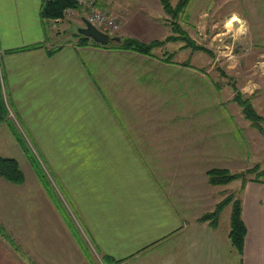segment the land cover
I'll use <instances>...</instances> for the list:
<instances>
[{"label": "crops", "instance_id": "obj_1", "mask_svg": "<svg viewBox=\"0 0 264 264\" xmlns=\"http://www.w3.org/2000/svg\"><path fill=\"white\" fill-rule=\"evenodd\" d=\"M42 4L0 0L6 121L24 125L99 250L116 264L144 257L147 264H264V176L241 180L242 253L221 219L218 227L199 220L220 201L222 191L208 181L205 161L215 159L212 152L219 148L214 132L190 133L189 121L236 125L242 113L231 99L234 94L224 100L218 81L217 88L207 85L206 71L190 70L188 58L178 59V53L167 61L158 52L151 56L79 45L76 34L54 42L51 20L40 13ZM140 5L156 16L143 19L133 14L136 9L118 7L121 36L152 41L172 33L160 0ZM243 19V92L264 118V0H244ZM165 46L170 52L190 49L183 42ZM133 121H148L149 131L140 132L144 124ZM244 134L246 151L264 170V135L259 140L253 131ZM206 147L212 150L207 156ZM233 147L226 153L229 167L236 158ZM20 164L23 183L0 176L3 224L36 254L33 264H92L35 171ZM1 248L0 264L32 260L15 256L6 245Z\"/></svg>", "mask_w": 264, "mask_h": 264}, {"label": "rangeland", "instance_id": "obj_2", "mask_svg": "<svg viewBox=\"0 0 264 264\" xmlns=\"http://www.w3.org/2000/svg\"><path fill=\"white\" fill-rule=\"evenodd\" d=\"M141 1L142 0H104V3H102V5L98 6L97 4V9L103 11L104 13L114 16L117 20L119 15L117 8L120 6L129 7L130 9H134V10L136 9L135 11H133V14L135 15V13H137L136 15L138 17L144 16L143 19L145 17L154 18L156 16L155 12H152L151 10H147L145 9L146 7L141 6L140 5ZM177 2L178 0H172V3L174 5H176ZM164 11L168 15L166 19L168 20V22L172 27V33H170L169 35L180 36L179 32L177 33L173 30L172 19L175 18H173V16L170 15L169 13H167L165 9ZM127 13L131 14L132 10H130ZM64 14L65 15L63 17L57 19L46 18L49 21L51 20L50 23L53 29V34H54L53 37L56 40L54 42H62L67 38L74 39V34H76L77 36V33L79 32V27L85 25L83 18L86 16V14L88 15V12L84 11L81 7L78 9L73 7H68L65 9ZM243 17H244V0H192L189 6L186 8V10L182 12L179 17L176 18V22L178 21L180 23L178 25H181V27L184 29V31H186L185 33H187L188 36H191L197 43L201 45H205L208 48H210L213 51V53L211 54L205 50H194L191 47L186 46L185 44L186 42L182 41L181 38L176 40H170L174 43L183 42V47L186 46L190 48L188 51L186 50L181 52L171 51V53H173L174 55L173 58L178 53L176 58L178 59L182 58L183 61L188 58L187 64L190 70L206 71V76H205L206 84L208 81L212 86H215L217 88L218 86L216 84L217 83L216 81H218V83L221 85V93H222V97H224V100L228 98L230 93L231 94L233 93L234 95L233 98L231 99L236 101L235 100L236 90L241 91L244 97H246L245 93L243 92V88L245 84V76H244L245 53L243 46V39H244L243 32H244L245 22ZM118 22H119V28L113 33H110V35L111 36L117 35L120 37H124L119 34L120 31L118 30L120 29L121 25L119 20ZM56 34L58 36H55ZM168 42L169 41H167L166 43ZM165 45L154 50V53L158 52L163 59L166 56V53H170V51L165 49L166 48ZM189 80L190 82L192 81L191 79ZM232 85L233 86L236 85V87H232ZM207 93L208 91H206L205 99H208L209 97ZM236 106L237 109L240 110L242 113V118L238 116V121H235L236 125H233V121H203V124L202 122L199 121L198 125L196 121H189V124L191 123L193 124L190 126V133H195L196 129H199L200 132V130H202L203 128L208 134L212 132L215 133L213 139L215 142H217V144H214L215 150H217L218 148L219 150L212 152L215 155L214 157L215 159L210 158L205 160L206 166L210 167L209 169L214 167H225L232 170L233 172H239V171H247L248 169L258 165L259 171H261V164H262L260 163L261 161L259 162L253 156L250 157L249 153L246 151L245 144L246 142L248 144V140L245 141L246 139H245L244 131L246 129H248V131L249 130L253 131V135H257L259 140L261 139V135L263 136L264 133H261L255 126H253L252 121L251 122L243 121L245 119L243 108L237 101H236ZM133 122L136 123L138 122L139 125L144 124L143 126H140V128L139 126L136 125L134 126L137 129L139 128L140 132L149 131L150 125L148 121L147 122L133 121ZM247 122L251 123L253 127L252 129L248 127L249 125L246 124ZM4 123L5 125L0 127V155L17 157L21 162L27 164L28 167H32V169L35 171L34 173H36V175L38 176L36 169L34 168L32 163L30 162V159L28 158L26 150L24 149L22 144L18 141L14 133L13 130V125H14L18 129V131L23 135L27 143V146L38 156V158L42 162V165H44L43 168L47 172V175L49 176V179L52 182L53 192L57 198L56 199L57 202H55L54 200L53 202L55 203L58 210L61 212L67 225L71 229V232L73 234L74 232H76L75 234L77 235V238L81 239V242L78 239L76 240L78 241V244L80 245L87 259L90 260L92 264H116L115 262L105 263L104 256L107 254H104L99 250L94 240L88 235L87 231L84 229L76 206L70 200L68 194L66 193L62 185H60L58 180L55 179L52 172L50 171L51 170L50 167L48 165H45L46 163L44 164L45 161L38 154L37 152L38 150L34 140L30 136L29 132L25 129L24 125L21 124V121H16L15 119V121H6ZM186 123L188 122L185 121V124ZM209 123H213V125H211L210 128H208ZM258 143H259L258 146H260L261 143L260 142ZM234 145L237 149L236 158L234 159L235 161L231 165L232 167H229L228 165H230L229 164L230 158L226 153L229 151V149H233ZM210 148L211 147H206V149L204 150L206 151V156L207 153H209V151H212L209 150ZM13 153H17L18 156ZM204 156H205V152H204ZM250 176L258 177L259 172L250 173L249 175H247V177ZM260 176H264V175H260ZM240 185H241V179L235 180L228 185H222V186L214 185V186H217L215 188L216 191L217 189L218 190L220 189L222 191L220 197V200H222L229 193L235 192L236 195H240V190H241ZM45 189L51 197V194L46 187ZM231 210H232V205H228L223 210L220 217L222 227L230 226ZM1 220L2 219H0V221ZM5 226L12 234H14V232L7 225ZM17 240L23 247L24 251L21 252L16 250L11 246L9 242H7L4 238L0 237V250H2L0 252L4 254L3 252L4 249H2L1 247L4 246L5 248L6 245L10 248V251L13 254H15L16 252V254L25 261H26V257L30 256L32 260L27 259L26 264H33L32 261H36L35 259L36 254L33 253L32 252L33 250L31 251L20 238L17 237ZM1 241L5 245L1 244ZM5 254L7 255L8 252H5ZM141 261H144L147 264V257L140 259L136 258L134 260H132L131 258V260H128V262L126 260L125 262L124 261L123 262L125 264H139V262ZM35 263L36 262H34V264ZM39 263L41 264L42 262H40L39 260Z\"/></svg>", "mask_w": 264, "mask_h": 264}, {"label": "trees", "instance_id": "obj_3", "mask_svg": "<svg viewBox=\"0 0 264 264\" xmlns=\"http://www.w3.org/2000/svg\"><path fill=\"white\" fill-rule=\"evenodd\" d=\"M164 9L173 16L172 25L173 30L175 32H179L180 36L169 35L165 39H154L152 41H143L136 37L126 36L120 37V40H111L108 44H101L91 37L85 36L81 33H77L78 36V44L79 45H96L103 47H115L126 50L136 51L142 54L154 56V50L164 46L167 41L180 39L185 41L186 46L191 47L194 50H205L209 53H213V51L205 45H201L197 43L191 36H188L186 31L181 27L178 21L176 22V18L181 15L182 12L186 10L192 0H178L176 5L172 3V0H160ZM98 6L102 5V0H96ZM68 7L80 8V5L76 2V0H50L43 2L41 7V16L43 18L48 19H57L63 17L64 11ZM117 36V35H116ZM59 49V47H55L50 50V52H55ZM173 53H166L164 60H172ZM236 87V85L234 86ZM235 100L242 106L245 117L250 119L261 133H264V118L257 112L255 107L253 106L251 100L249 98L244 97L241 91L236 90ZM9 109L7 106V102L4 97L3 92V84L2 78L0 74V125L6 122L8 119ZM14 133L18 139V141L22 144L24 149L27 152L28 158L30 162L36 169L38 177L41 182L50 192L52 199L57 202V198L53 192L52 182L47 175V172L43 168L41 160L38 156L27 146V143L23 137V135L18 131V129L13 125ZM260 175H264V170L259 171V166L256 165L253 168L248 169L247 171H239L233 172L232 170L225 167H214L207 171L209 182L212 185H228L235 180L241 179L242 182H245L249 177L250 173H257ZM0 176L4 177L6 180L11 181L13 183H23L26 179L25 172L20 164V161L17 157L0 155ZM228 205H232L231 215H230V230H229V238L232 244L238 249L239 252L242 253L243 245L246 235V225L243 220V210H242V199L240 195H236L235 192L227 194L222 200H220L215 208L211 211H208L200 216V221H208L213 227H218L220 223V217ZM73 230V229H72ZM74 235L77 238V235ZM0 237L4 238L7 242L11 244L13 248L18 251H24L23 247L17 240V238L7 229V227L0 221ZM81 242V239H78ZM105 263L115 262L113 257L110 255L104 256Z\"/></svg>", "mask_w": 264, "mask_h": 264}, {"label": "built area", "instance_id": "obj_4", "mask_svg": "<svg viewBox=\"0 0 264 264\" xmlns=\"http://www.w3.org/2000/svg\"><path fill=\"white\" fill-rule=\"evenodd\" d=\"M50 0H43V2ZM80 7L88 12L85 17L90 19L95 25H97L103 31L113 33L119 28L118 20L107 13L97 9L96 0H76Z\"/></svg>", "mask_w": 264, "mask_h": 264}, {"label": "water", "instance_id": "obj_5", "mask_svg": "<svg viewBox=\"0 0 264 264\" xmlns=\"http://www.w3.org/2000/svg\"><path fill=\"white\" fill-rule=\"evenodd\" d=\"M85 25L79 28V33L91 37L101 44H108L111 40H120V36H111L110 33L103 31L90 19L84 17Z\"/></svg>", "mask_w": 264, "mask_h": 264}]
</instances>
